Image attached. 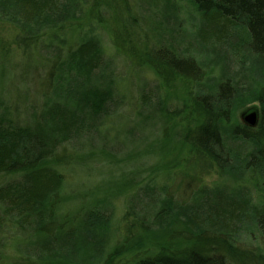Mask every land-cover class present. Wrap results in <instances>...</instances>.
Here are the masks:
<instances>
[{"label": "trees", "instance_id": "obj_1", "mask_svg": "<svg viewBox=\"0 0 264 264\" xmlns=\"http://www.w3.org/2000/svg\"><path fill=\"white\" fill-rule=\"evenodd\" d=\"M0 264H264V0H0Z\"/></svg>", "mask_w": 264, "mask_h": 264}, {"label": "water", "instance_id": "obj_2", "mask_svg": "<svg viewBox=\"0 0 264 264\" xmlns=\"http://www.w3.org/2000/svg\"><path fill=\"white\" fill-rule=\"evenodd\" d=\"M245 122L249 124L250 126H255L257 123V114L256 113H250L245 117Z\"/></svg>", "mask_w": 264, "mask_h": 264}, {"label": "rangeland", "instance_id": "obj_3", "mask_svg": "<svg viewBox=\"0 0 264 264\" xmlns=\"http://www.w3.org/2000/svg\"><path fill=\"white\" fill-rule=\"evenodd\" d=\"M212 179H213V177L209 178L208 180H209V181H212Z\"/></svg>", "mask_w": 264, "mask_h": 264}]
</instances>
